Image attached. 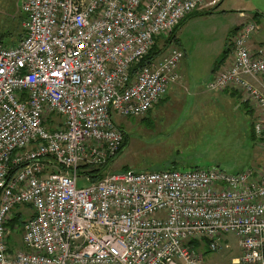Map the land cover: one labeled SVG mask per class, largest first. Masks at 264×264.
I'll return each mask as SVG.
<instances>
[{
	"label": "built area",
	"instance_id": "2783aa9c",
	"mask_svg": "<svg viewBox=\"0 0 264 264\" xmlns=\"http://www.w3.org/2000/svg\"><path fill=\"white\" fill-rule=\"evenodd\" d=\"M221 1H23L22 39H0V264H210L231 250L227 236L239 251L227 264H264V165L80 174L119 152L116 117L147 116L179 82V47L139 66L155 39ZM259 31L251 20L230 35L231 62L206 87L240 92L264 146ZM18 213L22 248H11Z\"/></svg>",
	"mask_w": 264,
	"mask_h": 264
},
{
	"label": "rangeland",
	"instance_id": "374dc122",
	"mask_svg": "<svg viewBox=\"0 0 264 264\" xmlns=\"http://www.w3.org/2000/svg\"><path fill=\"white\" fill-rule=\"evenodd\" d=\"M23 1L0 0V37L6 44L17 42L18 35L23 32L20 27ZM230 1L221 3L220 7L227 11L237 8L239 0ZM217 5L208 6L207 9ZM233 21L232 16H198L177 32L174 46L166 49L162 57L167 55L171 47L178 46L186 50V58L179 65L178 73L185 76L181 83H188L180 90L172 88L167 94L168 98L165 96L164 102L154 107L146 118L116 117L118 125L128 134L129 144L111 162L108 173L123 170L188 172L196 168L213 167L238 173L249 168L260 169L264 165L263 142L252 138L249 118L236 117V113H230V107L225 108V103H219L217 99L203 107V101L212 97L210 91L206 90L207 77L228 48V42L225 45L227 27ZM259 33L264 40V22ZM166 39L168 37L160 40L161 48ZM86 185L84 181L79 182V188ZM23 211L26 218L32 215L29 207ZM22 233L20 227L19 233L12 237L17 248H22ZM224 241L230 244L231 250L223 254H206L204 260L207 263L227 264L238 257L236 237L227 236Z\"/></svg>",
	"mask_w": 264,
	"mask_h": 264
},
{
	"label": "crops",
	"instance_id": "0c3cea01",
	"mask_svg": "<svg viewBox=\"0 0 264 264\" xmlns=\"http://www.w3.org/2000/svg\"><path fill=\"white\" fill-rule=\"evenodd\" d=\"M226 1H230V0H222L218 4V10L216 11V13L211 15V16H223V17L232 16V18L234 20L227 27L228 39L225 42L226 46H227V42L229 44V37H230L231 33H233L234 30H236L237 28H239L240 26H242L243 24H245L248 21L254 20L255 22H257L259 24V26H261L263 28V22H264V0H239V3L237 1V3H238L237 4V8H230L231 9L230 11L224 10V9H222L220 7L221 3H225ZM230 2H232V1H230ZM20 13H22L21 9H20ZM229 14H231V15H229ZM21 15L22 16H21L20 27L22 28V23L24 21V15H23V13ZM194 18H197V17H193L191 19H194ZM191 19H189V20H191ZM22 31H23V28H22L21 32ZM23 34H24V31L22 32V34L18 35L19 36V40L17 42H13L12 44H7V45H9V46L16 45L22 39ZM1 39L3 40V38H1ZM3 42H5V41L3 40ZM5 44H6V42H5ZM262 44H264V40H262V38H260V33H258L254 37L252 45H253L254 48H256V47H258V46H260ZM180 49H182V48H180ZM183 52L185 54L184 57L186 58V55H187L186 50H183ZM231 59H232V50L230 51V56L227 59V61L224 63V65L229 64L231 62ZM211 72H212V69H211ZM210 75H211V73H210ZM210 75L207 77V80L205 79L206 81H208L210 79ZM182 77L185 78V76H182L180 74L179 82L174 84V85H172L171 88L169 89V91L172 90V88H176L177 90H180V89H182L183 87L186 86V83H188V81L186 83H181ZM206 90H207V87H206ZM209 93L211 94L212 97L211 98L209 97V99L206 98L205 101H203V104H205L203 107H207V105L209 106L211 104V102L215 101L214 99H217L218 100L217 102L225 103V106H224L225 108L226 107H228V108L230 107L229 108L230 113H232V114L236 113V114H234L236 117H241V118H244V119L245 118H249L251 120V125L254 126V123L256 121V117H255L256 113L254 112L252 114L250 112V110H253L251 105L249 106L248 109L244 108L243 104H244L245 100L241 97V94H240L239 91L233 90V89H229V90H226L225 92H220V93H218V92H209ZM167 94H170V92L167 93ZM166 98H168V95H166ZM248 105H249V103H248ZM254 117H255V121H254Z\"/></svg>",
	"mask_w": 264,
	"mask_h": 264
},
{
	"label": "trees",
	"instance_id": "16d2710c",
	"mask_svg": "<svg viewBox=\"0 0 264 264\" xmlns=\"http://www.w3.org/2000/svg\"><path fill=\"white\" fill-rule=\"evenodd\" d=\"M217 10H218V5L216 7H214V8L195 11V12L191 13L190 15H188L185 19H183L180 22V24L168 36V39H166L163 48H161L159 46V42H160V40L163 37H159V38L155 39V44H154L153 48L150 50L148 55L144 58V60L141 62V64L139 66L140 67L146 66V65L152 63L153 61H155L157 59H160L163 56V54L165 53L166 49H168L171 45H173L174 41L176 40L177 32L185 25V23H187V21L189 19H191L193 17H198V16H211V15L215 14ZM237 30H238V28L236 30H234L233 33L236 32ZM233 33H231V35ZM230 51H231V46H230V43H229L228 44V48L222 53L221 57L215 62L214 66L212 68L211 74L215 73L216 71H218L224 65V63L227 61V59L230 56ZM162 102H164V99H162L158 104L160 105ZM244 108L245 109L249 108V105L247 104V102L244 103ZM152 110L147 115H149L152 112ZM250 112L253 114V110H250ZM145 118H146V116H145ZM119 128L124 134V140H123L122 146H121L119 152L116 154V156L110 158L108 160V162L106 164L102 165V166L93 167V166H89V165H82L80 167V174L82 176L83 175H88L90 177V182H97V181L103 179L108 173V170L110 168L111 162L115 158H117L126 149V147L128 146V144H129L128 134L125 132L123 127L119 126ZM251 133H252V138L254 140H256L257 138H256V135H255V132H254V126L253 125H252V128H251ZM196 169H198V168H196ZM124 171H127V170H123L122 172H124ZM24 219L25 218L21 215V213H18L14 217L13 221L11 222V226L12 227L19 226V227L22 228L23 225L25 224V220ZM10 245H11V248L15 247L12 238L10 239Z\"/></svg>",
	"mask_w": 264,
	"mask_h": 264
}]
</instances>
